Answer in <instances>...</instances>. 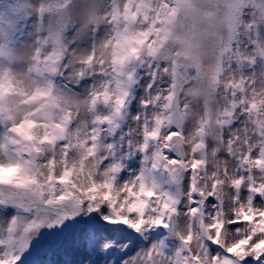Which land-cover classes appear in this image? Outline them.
Returning a JSON list of instances; mask_svg holds the SVG:
<instances>
[{"label":"snow or ice","instance_id":"1","mask_svg":"<svg viewBox=\"0 0 264 264\" xmlns=\"http://www.w3.org/2000/svg\"><path fill=\"white\" fill-rule=\"evenodd\" d=\"M246 2L260 13L247 30L264 23V0H226L228 37L210 72L201 57L216 14L200 21L209 32L193 21L178 37L183 65L163 47L148 49L170 64L157 66L163 83L157 74L138 78L130 61L140 50L118 30L99 53L95 45L70 52V0L36 7L23 74L13 68L23 57L0 42V264H264V122L253 119L264 111V72L259 88L254 71L234 73L222 85L223 107H211L225 54L237 65L264 64L259 31L251 54L233 52ZM157 5L169 19L190 12L188 0ZM31 7L17 14L30 20ZM84 14L97 27L121 11L101 18L90 6ZM158 26L172 35L168 21Z\"/></svg>","mask_w":264,"mask_h":264},{"label":"rangeland","instance_id":"2","mask_svg":"<svg viewBox=\"0 0 264 264\" xmlns=\"http://www.w3.org/2000/svg\"><path fill=\"white\" fill-rule=\"evenodd\" d=\"M138 0L137 2L135 0L132 1V3L128 2V0H107V3L109 7L119 6L121 9V16L118 17V23L112 20H109L107 22L101 21V24L97 26V30H99L101 27H107L109 35H114L116 31L123 27V33H125L127 36L134 38L133 43H135L138 50H140L139 58H133L130 63L135 67L137 70L138 78L143 80L148 78L150 75L157 74V66L163 65L165 67L170 68V64L159 58H153L151 61H145L141 59V52L144 49H150L152 47H163V44L157 43L159 41H169L173 43V45L179 43L178 37L182 36L184 33L186 26L193 21H195L199 27V30L201 32H209L208 26L206 24H201L200 21L206 17L209 14H216L214 12L215 6L220 3V0H188V3L190 5V12H184L181 11L179 16H172L171 19L167 16H161L158 11V5L157 0ZM71 2V0H70ZM151 2V3H150ZM21 3L23 5L28 4V0H17L16 5H9L8 11L5 12L3 9H0V26L3 27L4 32L10 31L11 33L15 34H23V29L25 26H27V19H24L22 14H17V10L20 8ZM127 5V9L129 6V17H134V22H126L127 17L123 15V12L125 11L124 6ZM31 11V9H29ZM259 10L253 6L252 3H244V5L241 8V16H240V22L239 26L237 28L238 35L236 38L232 41L233 46V52L236 49H239L241 53L245 54H251L253 52V47L249 43V37L251 35L252 39L257 38V31L260 33V39L264 40V23L259 24L255 26L251 32L247 30V25L251 23L256 17L259 16ZM128 17V19H129ZM161 20H166L171 24V27L169 28V32L172 33L171 36H162L160 35L162 28L158 26V22ZM172 20H175V23L172 24ZM22 21V22H21ZM9 22H11V27L9 26ZM147 24V28H141L139 26ZM137 26L136 28H133V26ZM32 28V31L28 33L29 36H34V28L35 23L30 25ZM224 26L225 30V37L224 40H227L228 37V30L227 26ZM217 27V24L214 29H212L209 34L205 37L203 40V48H202V57H201V65L202 70L205 72V60L212 55L211 49L208 47L207 41H209L212 37L215 36V29ZM31 33V35H30ZM24 36L20 35V39H23ZM143 42V43H141ZM180 44V43H179ZM33 46V45H32ZM181 46V45H180ZM92 44L89 43V45L86 48H81L78 50L80 54H87L88 51L91 50ZM182 50V46H181ZM165 52L167 55L176 58L177 61L183 60V57L180 56L178 53L174 54L171 49H165ZM219 51L216 53L218 55ZM178 57V58H177ZM19 63V62H17ZM215 65V63L212 65V67ZM224 74L221 77V87H218L215 94L211 97V107L213 111L219 110L224 105V99H225V90L222 87V85L226 82H228L233 74H239L240 70L243 69L246 75L250 76L252 72L254 71L257 76V82L256 87L259 88L261 86V74L264 72V64L257 63L255 68H251L247 64L243 65H237L236 64V57L233 55V53H227L224 56ZM157 79L163 83L167 76L163 72L162 68L157 74ZM206 84V81H204ZM165 87L168 85L165 84ZM191 86V85H189ZM77 90H79V87H77ZM180 99L183 101L185 99L184 96H181ZM203 107V101L201 100L200 103H194L191 106V113L193 116V121L190 122V127L192 124H194V119L197 118L202 111ZM254 120H260L264 122V111L261 112L260 115L254 116ZM252 127L251 125L249 126ZM231 132L234 134L237 132L236 129H230ZM259 135V131L257 130L255 133L249 132V140L252 139L253 135ZM242 135V134H241ZM211 138V137H210ZM249 140H245L244 143L247 144ZM215 146V145H214ZM237 150H239V146H237ZM220 161L223 162L224 158L219 157Z\"/></svg>","mask_w":264,"mask_h":264},{"label":"clouds","instance_id":"3","mask_svg":"<svg viewBox=\"0 0 264 264\" xmlns=\"http://www.w3.org/2000/svg\"><path fill=\"white\" fill-rule=\"evenodd\" d=\"M41 0H28V4H31V12L33 18L28 20L27 26L23 29V34H15L11 33L10 31H6V35L3 37L0 42L4 43L5 45L8 44L9 41L12 42V46L16 49L17 53L23 57L19 63L13 65L14 70L17 73L23 74L27 70V66L30 63L29 56L31 54V46L34 44V36H29L28 33L32 31L31 24L36 23L35 19V9ZM17 0H0V9H3L5 12L8 11L9 5H16ZM226 0H220L215 8L214 12L216 13L217 17V27L215 29V36L212 37L209 41H207L208 47L212 51V55H210L205 60V72H210L212 69V65L216 63L217 55L216 53L220 50L223 46L221 41L224 40L226 35L224 26L220 22L223 18L224 12L226 10L225 7ZM21 3L20 6H22ZM90 6H95L96 14L104 18L109 13L113 11V7H109L107 0H71L68 8V15H69V26L65 33V39L69 47V51H78L81 48H86L89 43L96 46L97 52L102 51V45L104 42L114 35H109L108 28L101 27L97 30V27L89 24L87 21V17L84 14V10ZM118 7L119 6H115ZM120 9V8H119ZM124 9H127V5L124 6ZM121 11V9H120ZM53 24L55 23V19L53 18ZM45 23H48L46 18ZM137 26H133L136 28ZM142 29L147 28V24L139 26ZM124 29L123 27L119 28L118 31L122 32ZM20 35H23L24 38L20 39ZM164 49H171L174 54H179L182 56V50L179 43L173 45L171 40L166 41L163 44ZM105 58L107 59V54L105 53ZM178 58V57H177ZM141 59L145 61H151L152 57L151 54L147 49L142 50L141 52ZM176 59V58H174Z\"/></svg>","mask_w":264,"mask_h":264},{"label":"water","instance_id":"4","mask_svg":"<svg viewBox=\"0 0 264 264\" xmlns=\"http://www.w3.org/2000/svg\"><path fill=\"white\" fill-rule=\"evenodd\" d=\"M184 63H186V62H180L181 65H183ZM179 71H180L182 74H185V75H187V76H189V77H191L192 75H194V70L191 69V68H184V67H181V68L179 69Z\"/></svg>","mask_w":264,"mask_h":264}]
</instances>
